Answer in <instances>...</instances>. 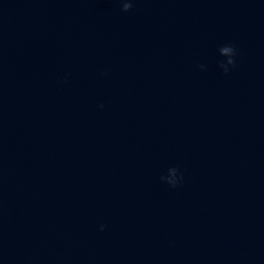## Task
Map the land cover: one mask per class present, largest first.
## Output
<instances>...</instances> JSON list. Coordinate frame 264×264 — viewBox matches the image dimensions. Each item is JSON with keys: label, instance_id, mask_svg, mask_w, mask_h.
<instances>
[{"label": "water", "instance_id": "1", "mask_svg": "<svg viewBox=\"0 0 264 264\" xmlns=\"http://www.w3.org/2000/svg\"><path fill=\"white\" fill-rule=\"evenodd\" d=\"M131 2L0 0V264H264V0Z\"/></svg>", "mask_w": 264, "mask_h": 264}, {"label": "clouds", "instance_id": "2", "mask_svg": "<svg viewBox=\"0 0 264 264\" xmlns=\"http://www.w3.org/2000/svg\"><path fill=\"white\" fill-rule=\"evenodd\" d=\"M121 3H122V11L124 12H128L133 7V3L131 2V0H121ZM220 53L228 57L226 62L222 61L220 63V67L224 70L225 73H227L229 71V65L233 67L235 66L236 61L234 57L236 56V49L231 45H226L220 48ZM101 107H103V105H101ZM168 171H169L168 176L161 177V180L169 184L171 187L175 188L183 180V176L177 175L178 173L177 168H170ZM103 228L104 226L102 225L101 230H103Z\"/></svg>", "mask_w": 264, "mask_h": 264}]
</instances>
